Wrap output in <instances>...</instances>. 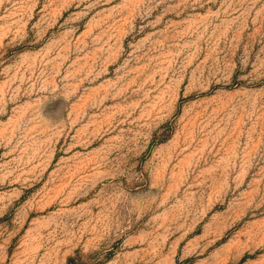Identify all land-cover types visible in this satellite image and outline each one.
<instances>
[{"label":"rangeland","instance_id":"obj_1","mask_svg":"<svg viewBox=\"0 0 264 264\" xmlns=\"http://www.w3.org/2000/svg\"><path fill=\"white\" fill-rule=\"evenodd\" d=\"M0 264H264V0H0Z\"/></svg>","mask_w":264,"mask_h":264}]
</instances>
